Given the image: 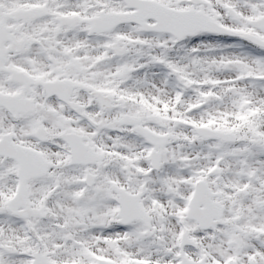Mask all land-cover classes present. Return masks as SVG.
<instances>
[{
    "label": "snow or ice",
    "instance_id": "snow-or-ice-1",
    "mask_svg": "<svg viewBox=\"0 0 264 264\" xmlns=\"http://www.w3.org/2000/svg\"><path fill=\"white\" fill-rule=\"evenodd\" d=\"M0 264H264V0H0Z\"/></svg>",
    "mask_w": 264,
    "mask_h": 264
}]
</instances>
